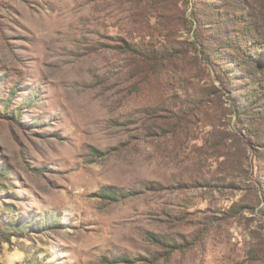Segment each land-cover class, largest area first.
<instances>
[{"label": "rangeland", "instance_id": "obj_1", "mask_svg": "<svg viewBox=\"0 0 264 264\" xmlns=\"http://www.w3.org/2000/svg\"><path fill=\"white\" fill-rule=\"evenodd\" d=\"M0 264H264V0H0Z\"/></svg>", "mask_w": 264, "mask_h": 264}, {"label": "trees", "instance_id": "obj_2", "mask_svg": "<svg viewBox=\"0 0 264 264\" xmlns=\"http://www.w3.org/2000/svg\"><path fill=\"white\" fill-rule=\"evenodd\" d=\"M119 50L121 52H124V53H127V54H131V55H134V56H141V55H144L145 51H143L141 48L139 47H136V46H133V45H130L128 43H124L122 45L119 46ZM199 52H203V50L201 48H198ZM152 55L154 57L158 56H162V55H159V52H156V51H153ZM101 197L103 198H109V199H119V198H124L130 194H133L132 192H116L115 190L113 189H104L102 190L100 193H99ZM47 223H50V221L48 219H46L45 221L43 222H35V226H41L42 225H45ZM172 248H176V247H172Z\"/></svg>", "mask_w": 264, "mask_h": 264}]
</instances>
